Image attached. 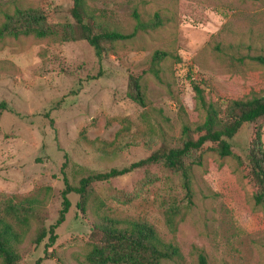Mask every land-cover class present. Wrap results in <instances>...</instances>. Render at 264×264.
<instances>
[{"label":"rangeland","instance_id":"obj_1","mask_svg":"<svg viewBox=\"0 0 264 264\" xmlns=\"http://www.w3.org/2000/svg\"><path fill=\"white\" fill-rule=\"evenodd\" d=\"M95 20L124 34L158 15L162 26L119 45L98 59L86 42L54 43L32 36L0 35V194L43 200V226L54 225L62 207L64 178L71 185L90 173L128 167L162 143L178 147L199 136L203 123L191 83L206 103L223 111L232 100L264 92V66L249 57L264 55V0H86ZM72 0H0V30L16 9L50 11L57 23H73ZM155 50H170L179 64L162 65L160 80L144 76L146 105L127 100L131 70L143 69ZM252 125L230 141L232 156H219L206 143L188 162V187L163 165L140 169L92 186L85 211L69 194L65 221L34 244L41 223L32 221L17 247V264H87L96 215L146 220L180 256L163 264H264V212L243 178ZM114 142L100 149V143ZM264 142V137H263ZM94 144V145H93ZM64 166V167H63ZM153 183L137 200L117 205L142 180ZM172 217L169 225L168 218ZM1 264V263H0Z\"/></svg>","mask_w":264,"mask_h":264},{"label":"trees","instance_id":"obj_2","mask_svg":"<svg viewBox=\"0 0 264 264\" xmlns=\"http://www.w3.org/2000/svg\"><path fill=\"white\" fill-rule=\"evenodd\" d=\"M72 2L70 15L73 23H57L52 12L39 8L16 9L12 15L6 17L0 35L7 34L14 38L32 36L38 40H49L54 43L86 42L95 56L100 59L106 53L115 52L119 45L132 42L162 26L158 15L144 22L138 15L133 14L135 20L133 30L124 34L98 23L86 0H72ZM249 59L264 66V55ZM167 62L179 64L180 58L170 50H155L143 69L131 70L127 77L125 94L127 100L144 107L147 100L144 76L151 75L160 80L163 73L162 65ZM191 84L198 103L205 113L203 123L195 128V132L199 134L198 138L193 140L189 136L191 129L186 127L183 131L184 138L178 147L172 148L162 143L159 149L153 151L151 143L154 140L149 139L144 146L150 151V155L128 167L111 169L104 173H90L75 185H71L64 178L62 207L54 225L48 229L43 226L45 220L43 200L33 196L16 197L0 194V263L19 262L17 247L22 243L23 236L32 221L41 223L34 244L40 245L49 236L46 247H51L56 240L54 230L65 221L70 209L68 195L79 196L77 208L84 212L92 186L96 183L109 182L136 170L161 164L171 173H179L184 185L188 187L187 163L190 161L199 164V158L196 159L195 156L206 143L216 145L220 157H231L230 141L244 124L252 125V136L245 160L239 165L243 178L253 187L255 205L264 212V92L248 99L232 100L225 110L220 111L212 103H206L202 90L194 83ZM100 145V149L105 150L113 147L115 143H100ZM153 179L151 176L145 177L138 191L117 195L113 201L119 206L132 203L138 199L140 191L153 183ZM168 223L173 225L172 217L168 218ZM88 245L87 264H163L180 256L179 249L171 243L164 242L146 220L116 219L107 214L96 215Z\"/></svg>","mask_w":264,"mask_h":264}]
</instances>
